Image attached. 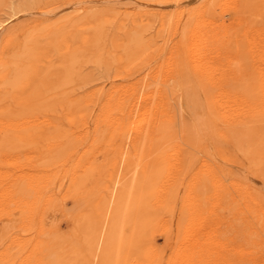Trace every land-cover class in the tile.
Masks as SVG:
<instances>
[{
	"label": "bare ground",
	"instance_id": "bare-ground-1",
	"mask_svg": "<svg viewBox=\"0 0 264 264\" xmlns=\"http://www.w3.org/2000/svg\"><path fill=\"white\" fill-rule=\"evenodd\" d=\"M145 1L32 27L18 8L0 18V148L40 146L51 166L61 156L60 194L83 200L65 210L74 233L57 237L58 255L35 205H55L53 182L11 184L22 194L7 199L19 207L8 224L34 235L11 233L0 264H57L53 253L58 264H264V0ZM110 18L102 53L70 52ZM87 63L111 77L88 80ZM216 207L225 214L213 222Z\"/></svg>",
	"mask_w": 264,
	"mask_h": 264
},
{
	"label": "rangeland",
	"instance_id": "rangeland-1",
	"mask_svg": "<svg viewBox=\"0 0 264 264\" xmlns=\"http://www.w3.org/2000/svg\"><path fill=\"white\" fill-rule=\"evenodd\" d=\"M129 1H132V0H0V18L1 17H5V16H7V14L9 13V12H11L10 10L11 9H13V8H18V9H20L21 11L19 12V14H18V16L20 17V21L22 22V24H23V26H25V27H28V26H30V27H32L33 25H34V23L35 22H40V25L41 24H43L46 20H54V19H56L59 15H62V13H65V12H68V11H70L71 10V12L72 13H81V15H87V16H89V17H91V18H95L96 16H98L103 10H101L102 8H104L105 6H110V5H112V4H122V5H124V4H126V3H128ZM138 1H140V2H142V3H145L146 1L145 0H138ZM73 10H75V12L73 11ZM57 12H60V14L59 15H57ZM224 18H225V20H226V22H229L230 21V13L228 12V11H226L225 12V16H224ZM112 20L113 19H109L108 20V22L107 21H103V20H100V19H97V20H94L93 21V23L91 22V25L89 24V23H87V24H89V26H88V28H86L88 31H92V34L93 35H90V38L89 39H92V43H91V45H87V48L86 49H83L82 51H76V49H74L73 48V50H71L70 52L71 53H102V51H101V48H100V46L103 44H100V41H101V37H103L104 39H107V38H109L108 36L110 35V33H112L113 31H114V29L112 28L113 27V24H112ZM86 24V25H87ZM150 24L154 27V29L156 28V26H157V21H151L150 22ZM37 26H39V25H37ZM105 31V33H102V31ZM138 30H141V27H136V29L134 30V32L135 33H137V31ZM153 30V29H152ZM95 33H94V32ZM26 33H27V30H25V31H23L22 33H20L18 36H19V38H23V39H25V42L28 40V39H26L25 38V36H26ZM144 36H145V38H147L148 36H149V32L148 31H146L145 32V34H144ZM157 40H158V44L159 45H161L162 44V42H161V35H159V34H157ZM76 42V41H75ZM77 43V42H76ZM76 51V52H75ZM51 53H56V51H51ZM213 55V54H212ZM213 57V56H212ZM210 55H209V59L210 60H213V58H212ZM98 65V64H97ZM83 68H84V66H83ZM97 68V66L95 65V64H93V63H87V65L85 66V72L87 73L86 75H87V79L88 80H91V79H95V80H97L98 82L99 81H101L102 79H108L109 77H111L110 75V70H109V65H106L105 67H103V66H98V68ZM184 91L187 93V98H192L193 97V94H191V90H189V88H184ZM29 147H27V145H26V147L25 146H19L18 147V149H19V151H18V149L16 148V150H14V151H10V149L8 148V147H6V149H4V148H0V174H2V176L4 175V179H3V177L0 175V215H2L3 217H1L0 216V240L2 239V236H4V234H3V231H4V233H5V236L3 237V239H2V242L0 243V248H2L1 246H3L4 245V243H6L7 241H8V238L10 237L9 235H11V233H18V231H19V233L22 235V233H23V235H22V237L25 235V238L26 239H28V238H30V237H32L34 234H33V228H29V227H26V228H28L29 230H25L24 231V228H22V230L24 231V232H20V230H18V229H13V228H16V227H11V225H9L8 223V221H10V220H12V218L14 219V217L15 216H17L18 214H19V211H18V208L16 209L15 207H14V203L12 204V202H11V205H10V203L9 202H7V199H8V197L10 198V197H14V200L15 199H17L18 198V194H22L21 193V188L19 187L18 189L20 190L19 192L17 191L18 189H17V187H16V189H15V187H13V186H11V184L13 185L14 183V185L15 186H17V184L19 185V186H21L20 185V183H26V182H31V183H36V184H39V185H42L43 184V182L44 183H49V182H53L52 183V185H50L49 187H51V189H52V192H54V196H56L55 197V199L57 200L56 201V203H58L59 201H61V202H59L60 204H56L55 203V205H53L52 207L50 206V205H48L47 204V206H46V203H45V201L43 202V204H45L43 207H44V210L42 211V212H40V208L42 207V205L43 204H41V207L39 208H37V205L39 204V202L37 201V203L35 202V205H36V209H37V212H39V213H43V214H45V216L43 215V214H41V219L42 220H40V226L42 225L43 227H45L46 229H49V237L50 238H52L53 240H55V242L57 243L56 245H59L58 246V249H60L61 248V250H56V248L57 247H55V249H54V252L56 253V251H57V254L58 255H60V252L61 251H63V248H62V246H61V243H62V241H65L64 239H62L65 235H68V236H71L72 237V234L74 233L73 231V228H72V230H70L69 229V227H71V225L73 224V226L72 227H74V217L72 218L70 215H68L67 216V214H72V211H73V209L75 210V208L74 207H77V205H78V207L80 208L81 206V208H83V204H81V202L83 201H81V202H79V204H77V202H76V200H75V203L76 204H71V203H73L74 202V200H72L73 198L71 197V196H65V197H62V196H64V195H62L63 193H64V188H63V183L62 182H64L65 180H66V177H61V175H62V168H61V161H58L57 159H59V158H61V156L58 158V156H57V154H55V156L53 155V157L50 155V158H51V163H53L52 165L53 166H51V164H49L50 162H48L47 164H46V162H44V161H46V160H44V159H46L47 158V156L46 157H43L44 159V161L42 160V158H37V157H40V155H41V153H42V151L40 152V146H35L34 147V145H28ZM31 147V148H30ZM36 148V150L35 149H33V148ZM9 150H8V149ZM28 148V149H27ZM44 148V149H43ZM43 148H42V150H44L45 151V148L46 147H44L43 146ZM30 149H32V150H30ZM38 149H39V151H38ZM6 151V152H5ZM35 152V153H34ZM30 154V155H28V154ZM34 153V154H33ZM37 153V154H36ZM57 153V152H56ZM27 154V156H30L29 157V159L31 160V161H29V162H31L30 164H29V162H27L28 160H25V159H27L28 157L27 156H25ZM33 154V155H32ZM32 155V156H31ZM36 155H39V156H36ZM34 156V157H33ZM21 157H23V158H21ZM25 157V158H24ZM54 157H57V159L56 158H54ZM32 158H34V159H32ZM49 158V157H48ZM53 158V159H52ZM21 159H22V161H21ZM40 161V166H39V164H38V166H37V163H36V166H35V164L33 165V163H35L36 161H38V160ZM34 160V161H33ZM50 160V159H49ZM56 160H57V163H56ZM60 160V159H59ZM38 161V162H39ZM54 161V162H53ZM97 161H99V162H101V161H103V158H102V156L101 155H99L98 156V158H97ZM218 161V160H217ZM216 160H214V163L212 164V166H213V169H214V171L217 173H220V169H218L219 167H218V164L220 165V163H218ZM21 163V164H20ZM23 163V164H22ZM24 163H26V164H24ZM57 164L56 166H54L55 164ZM32 164V165H31ZM49 164V165H48ZM59 164V165H58ZM22 165V166H21ZM26 167H25V166ZM47 165H48V167L49 168H47ZM19 166V168H17ZM21 166V167H20ZM25 168H24V167ZM44 166V167H43ZM46 166V167H45ZM42 167V168H41ZM57 167H60L59 169H60V172H59V169L57 168ZM29 168V169H28ZM36 168V169H35ZM17 169H19V170H17ZM47 169H48V173H47ZM55 169H57V170H55ZM64 169H66V166L64 167ZM21 170H22V172H23V174H21L22 172H21ZM29 172H28V171ZM55 171V172H57L58 173V175L60 176V178H59V176L57 175V173L55 174V172H52V171ZM8 171V172H7ZM37 171V172H36ZM40 171V172H39ZM43 171H45V172H43ZM10 172V173H9ZM13 172V173H12ZM21 172V173H20ZM28 172V173H27ZM51 172V173H50ZM62 172V173H61ZM4 173V174H3ZM15 173H18V175L17 174H15ZM41 173V174H40ZM44 174V176H43V174ZM61 173V174H60ZM217 173V174H218ZM28 174H31V176H33V177H31L30 175H28ZM37 174V175H36ZM40 174V175H39ZM48 174V175H47ZM50 174H51V176H50ZM9 175V176H8ZM24 175V176H23ZM29 176L28 177V179L27 178H25V176ZM35 175V176H34ZM38 175H39V177H38ZM55 175V176H54ZM6 176H8V178L6 179ZM12 176H13V178H12ZM26 176V177H27ZM47 176V179H45V177ZM54 176V177H53ZM57 176V177H56ZM220 176H221V173H220ZM2 177V178H1ZM11 177V178H10ZM15 177V178H14ZM19 177H22L23 179L25 178V179H27V181H25V179L23 180L22 178L20 179V180H22V181H20V180H18V178ZM34 177H36V179H37V181H36V179L34 178ZM16 178H17V180H16ZM31 178H32V180H31ZM39 178V179H38ZM42 178H44V179H42ZM64 178V179H63ZM44 180V181H42V180ZM52 179H54V180H56V181H53ZM58 179H61L59 182L57 181ZM62 179L64 180V181H62ZM9 180H11L10 182H9ZM29 180V181H28ZM47 180V181H46ZM3 181H5V182H3ZM13 181V182H12ZM19 181V182H18ZM32 181H34V182H32ZM40 181V182H39ZM42 182V183H41ZM7 183H10V184H7ZM41 183V184H40ZM57 183V184H56ZM60 183H62V185L60 184ZM5 186H4V185ZM45 184V185H46ZM59 184L61 185V186H59ZM2 185H3V187H2ZM8 185V186H7ZM10 185V186H9ZM44 185V186H45ZM60 187V189H59V187ZM5 187H7L6 189H5ZM14 188V189H13ZM57 188V190H55V189ZM91 188V187H90ZM17 191L18 192V194H15V192ZM58 191V192H57ZM60 192H62V194H60ZM6 193V194H5ZM4 195H6V196H4ZM17 195V196H16ZM62 197V199H60ZM72 198V199H71ZM69 199V200H68ZM4 204V205H3ZM2 205V206H1ZM59 205H61V206H59ZM73 205V206H72ZM79 205H81V206H79ZM12 206V207H11ZM15 206H17V205H15ZM23 206V205H22ZM21 206V207H22ZM1 207H2V209H1ZM4 207H5V209H7V210H5L4 209ZM24 207V206H23ZM43 207H42V209H43ZM32 208V207H31ZM67 208V209H66ZM79 208H76V210H77V213H78V211L80 210ZM36 209L35 208H32V210H33V212L34 211H36ZM68 209L71 211H69V213H67L65 210H67L68 211ZM39 210V211H38ZM76 210H75V212H76ZM220 210H221V208L220 207H216L215 209H214V214H212V215H215L214 217L212 216V220H214L213 222H217V221H219L222 217H223V215L225 214L224 212H222V210H221V212H220ZM7 211V212H6ZM18 211V212H17ZM216 211V212H215ZM8 212H11V214L12 213H14V214H9ZM74 211H73V214H72V216L74 215V213H75ZM6 213L8 214V215H6ZM67 213V214H66ZM217 214V215H216ZM222 214V215H221ZM8 216H10V218L8 217ZM66 217V218H65ZM220 217V218H219ZM7 218V219H6ZM16 218V217H15ZM69 218V219H68ZM72 218V219H71ZM219 219V220H218ZM69 222V225H68V222ZM73 221V222H72ZM3 222V223H2ZM10 222H12V223H14L13 221H10ZM67 223V224H66ZM72 223V224H71ZM50 225H53V226H55V229H54V227L52 228V226H50ZM56 225H57V227H56ZM66 225H68V226H66ZM4 227V228H3ZM11 228L13 229V231L11 230ZM50 229H52L51 231H50ZM5 230H6V232H5ZM21 230V231H22ZM31 230V231H30ZM57 231H58V233H57ZM62 231V232H61ZM51 232V233H50ZM53 232V233H52ZM55 232V233H54ZM67 232V233H66ZM32 233V234H31ZM66 233V234H65ZM68 233H70V234H68ZM3 234V235H2ZM29 234H31V235H29ZM53 234V235H52ZM63 234H64V236H63ZM51 235V236H50ZM58 235V236H57ZM158 235H159V237H158ZM53 236V237H52ZM54 237H56L55 239H54ZM57 237H58V239H57ZM62 237V238H61ZM65 238L66 239H68V238H70V237H66L65 236ZM59 241V242H61L60 244H58L59 242L57 241V240ZM60 239V240H59ZM156 240H157V244L158 245H160V246H162L163 245V235L162 234H160V233H157L156 234ZM29 241V240H28ZM159 242V243H158ZM161 242V243H160ZM61 246V247H60ZM60 247V248H59ZM60 251V252H59ZM59 252V253H58ZM57 254H55V255H57ZM54 255V253L51 255V256H48V257H45L46 258V260H49L50 258L53 260V259H55V260H57V264L59 263L58 261L60 260V258H58V255L57 256H55ZM57 257V258H56ZM60 257V256H59ZM42 259V258H41ZM55 260L53 261L54 263H56L55 262ZM40 264H43V263H40Z\"/></svg>",
	"mask_w": 264,
	"mask_h": 264
}]
</instances>
